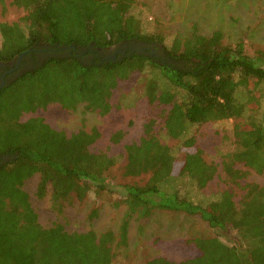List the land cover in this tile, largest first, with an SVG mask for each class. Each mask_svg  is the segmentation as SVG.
Segmentation results:
<instances>
[{
  "label": "trees",
  "instance_id": "trees-1",
  "mask_svg": "<svg viewBox=\"0 0 264 264\" xmlns=\"http://www.w3.org/2000/svg\"><path fill=\"white\" fill-rule=\"evenodd\" d=\"M136 1L12 0L26 14L0 22V62L44 44L94 43L105 48L138 38L164 45L161 35L142 32L138 19L129 14ZM189 31L184 43L163 46L183 66L158 64L136 54L85 64L72 52L47 60L0 90V157L9 156L0 166V264H112L127 246L130 219L147 218L154 211L195 217L214 230L230 229L236 241L199 236L187 240L196 256L180 261L156 257L143 264H264V185L241 183L244 172L237 167L264 174V50H246L242 39L225 44L220 32L202 35L196 24ZM135 73L140 96L151 104H171L164 134L180 140L182 147H194L188 135L193 126L235 121L234 149L220 163L224 182L233 188L202 192L220 177L219 165L205 161L197 148L181 152L174 175L177 158L152 133L151 122L138 142L124 146L121 177L138 180L115 187L107 180L115 158L90 150L99 138L96 129L66 134L41 117L21 120L54 104L66 113L81 105L83 111L105 116L114 108V90ZM122 135L117 131L110 141L117 143ZM34 175L36 197H48L58 214L66 205L81 204L89 192L96 202L123 205L118 232L69 231L59 222L42 226L23 189ZM234 187L243 191L237 202ZM115 193L119 197L109 201ZM98 209L90 212V219L97 217Z\"/></svg>",
  "mask_w": 264,
  "mask_h": 264
},
{
  "label": "rangeland",
  "instance_id": "rangeland-1",
  "mask_svg": "<svg viewBox=\"0 0 264 264\" xmlns=\"http://www.w3.org/2000/svg\"><path fill=\"white\" fill-rule=\"evenodd\" d=\"M25 14L26 11L12 5V0L0 2V22H14ZM129 14L138 19L142 32L161 35L165 46L172 45L174 41L184 43L191 25L196 24L202 35L210 36L214 32H220L221 41L225 44H233L242 39L246 50L252 52L257 49L264 50V0H137ZM175 65L183 66L182 63ZM137 79L138 74L135 73L127 81L119 84L111 98L114 108L105 116L83 111L81 105L72 113H66L54 104L45 110L24 115L21 120H26L30 116L41 117L49 126L66 134L96 129L99 138L90 146V150L106 151L115 158V164L107 176L109 184L115 187L116 184L138 180L121 177L126 163L124 146L138 142L144 136L146 125L151 122L152 133L162 144L171 148L177 158L174 175L181 163V152H190L197 148L202 151L205 161L219 165L220 177L214 178L202 192L214 193L225 185L231 188L230 184L224 182L220 163L224 155L234 149L235 121L230 119L193 126L189 129L188 135L194 138V147H182L180 140L166 137L164 134V118L172 109L171 104L149 103L145 97L139 95L141 92ZM256 97L257 95L251 102L253 106L257 105ZM261 106L264 109V101ZM117 131H122L123 135L117 143H112L110 136ZM237 167L244 172L241 183L264 185V174L247 169L241 164ZM37 182L38 176L34 175L25 181L23 189L28 194L42 226L47 227L59 222L69 231L81 232L92 229L99 233L111 229L115 233L118 232L125 210L123 205L114 208L106 200L96 202L93 194L89 192L81 204L76 202L73 205H66L63 212L58 214L51 210L48 197L44 199L36 197ZM233 190V198L237 202L243 191L237 187ZM118 197L119 195L115 193L109 201L113 202ZM98 206L97 217L90 219V212ZM215 235L222 236V241L229 244L236 241V235L232 230H214L200 219L180 213L154 211L147 218L138 219L134 216L129 221L127 246L118 252L112 264H143L156 257L173 261L192 258L196 256L197 251L187 243V240Z\"/></svg>",
  "mask_w": 264,
  "mask_h": 264
},
{
  "label": "flooded vegetation",
  "instance_id": "flooded-vegetation-1",
  "mask_svg": "<svg viewBox=\"0 0 264 264\" xmlns=\"http://www.w3.org/2000/svg\"><path fill=\"white\" fill-rule=\"evenodd\" d=\"M148 46H150L152 50L157 49L158 51L151 53V51L148 49ZM142 47L147 48L142 50ZM72 52H74L75 56H79L80 60L85 64L120 60L133 54L149 57L155 62H158L159 60L160 62L158 63H166L167 65H175L176 63H179L172 57L168 56L160 44L154 42H145L138 38L123 40L115 45L105 48L96 47L94 43H90L83 47L71 45L67 46L65 49L60 48V46L57 45H37L28 52H24L25 54L22 55L20 60H18V57L20 56L18 55L9 62H0V90L7 84L21 77L26 72L32 71L41 66L47 60L53 58L61 59L69 56V54L72 55ZM6 157L9 159V156L7 155L0 157V166L6 162L3 160Z\"/></svg>",
  "mask_w": 264,
  "mask_h": 264
},
{
  "label": "water",
  "instance_id": "water-1",
  "mask_svg": "<svg viewBox=\"0 0 264 264\" xmlns=\"http://www.w3.org/2000/svg\"><path fill=\"white\" fill-rule=\"evenodd\" d=\"M60 48H63V49H65V48H67V46H60ZM145 48H147V47H142V50H145ZM148 49L151 51V53H154V51L155 52H157L158 50L157 49H155V50H152L151 49V47L150 46H148ZM29 51V50H28ZM27 51V52H28ZM25 53H21V54H19L20 56L18 57V60H20V58L22 57V55H24ZM157 57H159V56H157ZM161 57V56H160ZM4 161H7L8 160V158L6 157V158H4L3 159Z\"/></svg>",
  "mask_w": 264,
  "mask_h": 264
}]
</instances>
